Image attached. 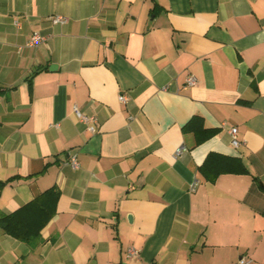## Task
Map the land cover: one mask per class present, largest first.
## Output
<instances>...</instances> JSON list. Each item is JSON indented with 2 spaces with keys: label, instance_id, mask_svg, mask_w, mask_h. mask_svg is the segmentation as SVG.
Returning <instances> with one entry per match:
<instances>
[{
  "label": "crops",
  "instance_id": "obj_1",
  "mask_svg": "<svg viewBox=\"0 0 264 264\" xmlns=\"http://www.w3.org/2000/svg\"><path fill=\"white\" fill-rule=\"evenodd\" d=\"M209 152L247 172L205 180ZM0 181V215L60 190L0 264H264V0H0Z\"/></svg>",
  "mask_w": 264,
  "mask_h": 264
},
{
  "label": "trees",
  "instance_id": "obj_2",
  "mask_svg": "<svg viewBox=\"0 0 264 264\" xmlns=\"http://www.w3.org/2000/svg\"><path fill=\"white\" fill-rule=\"evenodd\" d=\"M183 129L193 132L197 142L203 141L214 131L206 128L202 119L197 116L190 119ZM199 171L205 180L213 182L222 173H246L247 168L237 157L209 152L199 166ZM3 183L4 181H0V186ZM59 195L60 190L51 186L16 210L1 214V231L34 247L41 242V230L56 212Z\"/></svg>",
  "mask_w": 264,
  "mask_h": 264
},
{
  "label": "built area",
  "instance_id": "obj_3",
  "mask_svg": "<svg viewBox=\"0 0 264 264\" xmlns=\"http://www.w3.org/2000/svg\"><path fill=\"white\" fill-rule=\"evenodd\" d=\"M50 19L51 22L53 23H64L67 21V17L64 16V15H51L48 17ZM18 23V22H17ZM45 39L44 36L38 34V33H34L32 34V36L25 42V46H35L37 45L38 43L42 42L43 40ZM196 83V79L194 76L192 75H189L187 76V78L185 79V83L183 85V87H187V86H192ZM119 100L121 101H125L127 98L124 94H119ZM74 112L76 114V116L83 122L85 123H88V128L90 131H95V121H96V118L94 116H87L83 113H81L77 108H74ZM236 130L237 128L236 127H231L229 128V132L231 134V143L232 145L234 146H238L239 145V140L237 139L236 137ZM182 147H178L176 150H175V156L180 154V152L182 151ZM70 163L72 166H77V162L75 160L74 157L71 158L70 160ZM137 253V251L133 248L129 249L126 253L127 257H132L134 256L135 254ZM234 264H252L251 262V259L245 257V256H241L237 259V261L234 263Z\"/></svg>",
  "mask_w": 264,
  "mask_h": 264
},
{
  "label": "water",
  "instance_id": "obj_4",
  "mask_svg": "<svg viewBox=\"0 0 264 264\" xmlns=\"http://www.w3.org/2000/svg\"><path fill=\"white\" fill-rule=\"evenodd\" d=\"M53 66V65H52Z\"/></svg>",
  "mask_w": 264,
  "mask_h": 264
}]
</instances>
